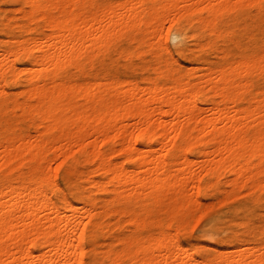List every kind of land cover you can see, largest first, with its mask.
<instances>
[{
  "label": "bare ground",
  "instance_id": "bare-ground-1",
  "mask_svg": "<svg viewBox=\"0 0 264 264\" xmlns=\"http://www.w3.org/2000/svg\"><path fill=\"white\" fill-rule=\"evenodd\" d=\"M0 3L11 5L0 7V116L11 111L23 116L0 130V168L6 167L0 172V264H100V257L113 255L116 264H264V178L259 177L264 172V31L259 34L258 27V33L247 35L264 14V0L160 1L167 12L146 30L160 39L168 21V49L176 58L163 64L151 58L153 70L145 78L114 75L108 63L101 73L91 71L107 53L114 61L116 37L121 27L140 23L143 0ZM242 20L238 31L234 26ZM134 40L153 47L147 39ZM181 59L191 66L182 69ZM72 69L79 71L75 79ZM186 73L189 79L182 80ZM85 75L91 81L84 84L79 77ZM141 88L156 106L142 104ZM112 92L124 93L127 103L108 101ZM70 96L83 98L81 112L66 101ZM203 103L209 104V115L202 116ZM72 118L78 123L65 133L66 144H56ZM40 127V133L30 134ZM84 131L92 140L83 142ZM113 153L122 161H112ZM190 156L227 158L228 164L209 162L197 174L183 166ZM18 158L34 164L45 158L64 161L53 172L47 163L48 170L39 169L46 164H26L29 171L9 174L16 167L8 163ZM246 158L255 161L248 172ZM80 161L96 162L86 178L76 168ZM226 173L233 191L247 188L246 198L200 212L195 234L175 232L172 224L159 226L157 235L146 233L133 217L142 229L115 239L102 218L123 211V197L132 202L126 209L132 213L157 209L173 187L185 196L165 209H191L196 197L221 188ZM119 241L120 250L103 254ZM47 246L67 256L37 263L43 255L37 252Z\"/></svg>",
  "mask_w": 264,
  "mask_h": 264
},
{
  "label": "rangeland",
  "instance_id": "rangeland-1",
  "mask_svg": "<svg viewBox=\"0 0 264 264\" xmlns=\"http://www.w3.org/2000/svg\"><path fill=\"white\" fill-rule=\"evenodd\" d=\"M104 1H106V0H93L94 4L97 3V5L103 4ZM160 1H162V5H163V3H166L167 1H171L174 4L177 3L178 5H181L184 2V0H158L154 3H152V1L150 2L149 0H143L144 4L142 5V7L138 8L139 11L142 10V12H141L142 17H141L140 23L136 22V24H129L128 25V26H130L129 29H127L126 26L121 27L120 34H118L116 37L118 50H117V53L115 55L114 61L109 59L108 53H107L106 56L104 57V59L101 58L99 61L95 62L94 65L91 67V71H93V73H95V74L101 73L106 68H108V65H110L111 72L114 75L122 73V74H126V75L127 74L139 75V76L145 78V77H148L153 70V68H152L153 64L150 61L151 58L155 59V57H158V59L160 60V64H163V62L166 59H171V57L176 58V53L173 51V49H171V50L168 49L169 46H172V42L168 39L169 32H170V27H169L170 23L168 21L164 22V24L162 26V34H161L160 39L158 38V36L150 35V33L146 30L147 27L149 29H151L152 24H154V25L158 24V22L161 20V17L167 12V10L159 4ZM0 7L11 8V5L0 3ZM254 10H256V9L251 8V10H250L251 16L250 17H254V15L257 14V12ZM233 13L235 14V12H233ZM233 13H232V16L234 15ZM258 21H260V22H257V26L255 27V29H253V30L251 29L247 35H251V34L256 33L257 32L256 29L258 27H259L258 28L259 34H261V32L264 31V30H262L264 28V14H263V16H261L259 18ZM244 25H245V22H244V20H242L241 22L236 23V26H234V28L238 29V31H242L241 29L244 27ZM226 27L224 29H222V31L224 30L223 32L221 31L223 35L226 33V31L228 32V28L226 29ZM135 38H139V40L147 39L148 42L153 45V47L148 49L146 44H139L142 42L141 41L138 42V41L134 40ZM192 39L193 38L188 39L189 40V46L192 45ZM163 47H166V48L162 49ZM119 49L121 52L119 51ZM146 49H148V51H150V52H148ZM127 54H128V56H127ZM130 56H132L131 59H129ZM127 58L129 60H131L130 62H132V65L127 64L128 63ZM108 60L111 63L107 62ZM180 62H181L180 65H181L182 69H185V68L188 69V67L191 66V63H189L186 60L181 59ZM215 62H217V60ZM107 63H108V65H107ZM216 64L218 65L219 63L217 62ZM72 70L70 71V77H71V79H75L79 76V71L77 69H72ZM158 72H159V70H158ZM187 72H188V70H187ZM253 77L255 79L258 78L257 75H255ZM90 78L91 77L85 75V76H80L79 80H81V81L84 80L82 82L85 84L86 82L88 83L87 80H90ZM180 78L182 80H188L189 79L187 77V73L185 75H182ZM193 79H195L196 81L198 80L197 78H193ZM262 80L264 81V78ZM125 86H127V85H125ZM17 89L18 88H11L10 90L15 91ZM141 90H142L141 93H143L142 98H141L142 104L145 105V107L148 109L156 106L157 103L150 101L149 94L146 93V88H141ZM12 91H10L11 96H13L17 93V91L14 93ZM99 91L101 93L104 92V90L102 91V89ZM81 95L83 96L82 93H80V95L78 94L76 96H81ZM233 95H234V93H233ZM108 96H109V98H107V99L110 102L117 99V101L120 102L119 103L120 105L127 103L126 101H127L128 97L124 93L115 94L112 92ZM219 98L220 97H218V99ZM82 99L83 98H81V97L70 96L67 98L66 101H69V103L71 105H73L74 108L76 109V113H79L83 109L82 106L84 103L81 104V102L82 101L84 102V100H82ZM200 107L203 108L202 109V116H206V115H209L211 113V110H209V108H208L209 104L203 103V104H200ZM11 112H10L11 114L8 113V115H10V116H6L5 114H3V116L2 115L0 116V130L2 128L5 129V127H7L11 124H14V123L17 124L18 121L22 119L23 116L19 111H16V112L11 111ZM3 119H5V120H3ZM6 119H8L9 124H8V122H6L7 121ZM135 119L136 118L130 119V121L123 120V121L119 122L117 125L130 124ZM61 122H62V124H65V122L63 120H61ZM77 123H78V121L75 118L74 119L72 118L69 121V124L67 123L68 130H66V128H65V130L61 133L60 140L58 139L56 141V144L59 145L60 141H61V143L66 144V141H65V135L66 134L65 133L67 131H69L70 129H72L73 127H75ZM113 124H114V122L111 123V125H113ZM127 127H129V126L127 125ZM39 129H41V130H38V129L35 130V128H32L30 130V134L35 135V133H40V131H42V127H40ZM17 133H18V131L16 132V134ZM217 135L218 134H215V136H217ZM82 136H83V142H88V141L92 140V138H93V136L90 137L88 132H85V131L82 133ZM168 140H169V137H166L163 139L164 142H167ZM109 147H112V146H109ZM155 147H157L156 150H160L159 146H155ZM108 149H109V151H111L110 149H112V148H108ZM114 154L115 153H113L112 158H110L112 161H114V162H117L119 160L122 161V158H119L120 155H116V154L114 155ZM41 155H44V153ZM210 157H212V155ZM28 159H30V158H28ZM48 159H50V161L45 162ZM62 159H64V158H45L44 163H43L44 159L43 160L40 159L39 162L34 164L35 162L33 160L29 161L26 158H18V159L13 160L11 163H8L9 166L12 165V166L16 167V169L12 170V168H11V172H10L9 171L10 167L9 168L7 167V169H8L7 172H10L9 174H12V175L17 174L19 170H20V172H27V171H29V169L27 170L29 164H34L33 166H37L38 168L42 167L41 166L42 164H46V165H43L44 168L42 167L39 169H47L48 170V168H46L47 163H49L48 166L50 165L49 166L50 172H53L55 170L56 166L59 163H61ZM37 160H35V161H37ZM180 160H182V158H180ZM223 160L225 163L227 158H200V157L190 156V158L187 159V162L184 161L183 166L190 167L191 170L196 171L197 174H199V173L203 172L202 167L203 166L206 167L209 162H212L214 164H215V162H217V163H219L218 165H222ZM2 161H3V159L0 158V162H2ZM63 161H62V164H63ZM95 163H96L95 161H92V162L80 161L79 163L76 164V168L79 169L80 171H82L83 172V174H82L83 178H86L88 175L92 174L93 168L95 167ZM252 163L254 164L255 161H250V158H246V160L244 161V166L246 167L247 172L253 169ZM24 164L27 167H25ZM26 164H28V165H26ZM225 164H228V163H225ZM8 165L5 164L4 166H8ZM251 165H252V167H249ZM0 166H1V163H0ZM2 166H3V164H2ZM29 167H32V166L30 165ZM17 169H19V170H17ZM3 170H4V172H6V167L0 168V172H2ZM25 170H27V171H25ZM89 170H90V173H89ZM229 174L230 173H226V175L223 177L222 183H221V188L218 191L208 193V195H201V196L196 197L195 201L193 202V208H191V209H188V210L186 209L184 211H179V212H176V211L171 210L169 208L165 209L167 206V203L169 204L171 202H174V200H177V198L180 199V198L185 196L184 192L181 189L173 187L169 190V192L167 194V198H164L163 203H162L164 205L161 206V204H160V206L157 209L146 210V211L140 210L139 213H137V214L132 213L133 211H131V210H133V209H131L130 211L126 210L127 208L132 206L131 205L132 202L130 200H128L127 198L123 197V199L121 201V205L124 206L123 211L113 212L111 215L104 216L102 218L111 227L112 234L115 235V236H113V238H115V239H117L119 237L118 234H120V233H124V232L129 233L131 231H135V230L140 229L141 226L137 225L138 222L136 224H134V221H132L133 217H136L137 221H139V223L144 224L145 229L143 232H146V233L150 232L152 234L157 235L158 231L160 229L159 226H163V225L169 226L170 224H172V230L175 232H178L180 234H183V233L185 234V232H187L186 234H195L198 231V227H199L200 222L202 220V218H198V215L200 212L205 211L207 209H214L215 207H218V205L224 201L231 202V201H234L237 199L243 200L244 198H246V194L248 192L247 188L240 189L237 191L232 190V187L234 184H232V182L230 181L231 174L230 175ZM259 177L264 178V172L260 173ZM238 183L240 184V182H237L235 184H238ZM191 185H193V184L191 183L189 185V187ZM241 192H246V193L242 194ZM240 193L242 194V196H240V197L235 196V194L237 195ZM103 195H105V194L102 193L101 196H103ZM263 216H264V209H260L261 220L264 218ZM197 220H199L198 223H197ZM190 227L193 230L189 229ZM141 229H142V227H141ZM116 243L110 245L109 248L104 249L103 254L110 253L111 250H113V251L120 250L119 249L120 248V241L117 243V245H116ZM37 253H40V254L42 253L44 255V256L42 255L41 258H37L35 260L37 263H39L43 259L49 258V257L67 256V254H61V251H59L58 247L52 248V246H47L46 248H44V250L37 252ZM113 256L109 259L106 257H100L101 258L100 264H116L117 263L116 259L111 260L113 258ZM68 264H71V263H68Z\"/></svg>",
  "mask_w": 264,
  "mask_h": 264
}]
</instances>
